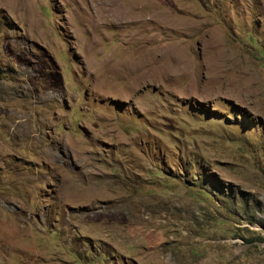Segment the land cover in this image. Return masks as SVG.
Instances as JSON below:
<instances>
[{"label": "rangeland", "instance_id": "374dc122", "mask_svg": "<svg viewBox=\"0 0 264 264\" xmlns=\"http://www.w3.org/2000/svg\"><path fill=\"white\" fill-rule=\"evenodd\" d=\"M0 264H264V0H0Z\"/></svg>", "mask_w": 264, "mask_h": 264}, {"label": "bare ground", "instance_id": "6f19581e", "mask_svg": "<svg viewBox=\"0 0 264 264\" xmlns=\"http://www.w3.org/2000/svg\"><path fill=\"white\" fill-rule=\"evenodd\" d=\"M174 46V45H173ZM174 49V48H173ZM176 50H177V48H176ZM180 51V50H179ZM175 52V51H174ZM182 52V51H181ZM170 56H171V54H170ZM171 58V57H170ZM185 58V57H184ZM169 59V58H168ZM170 61V60H169ZM166 62V61H165ZM171 62V61H170ZM165 64V63H164ZM164 64H162V66L164 65ZM167 64H168V62H167ZM172 65V63H170V66ZM167 66V65H166ZM168 68V67H167ZM167 68H165V71H167L166 69ZM161 70H163V69H161ZM176 70V69H175ZM169 71V70H168ZM163 72V71H162ZM163 73H165V72H163ZM167 73V72H166ZM146 76V75H145ZM147 77V76H146ZM148 77H152V75H149ZM141 78H145L144 76L143 77H141Z\"/></svg>", "mask_w": 264, "mask_h": 264}]
</instances>
